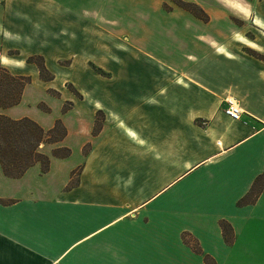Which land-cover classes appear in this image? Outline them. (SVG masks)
<instances>
[{"label":"crops","instance_id":"crops-1","mask_svg":"<svg viewBox=\"0 0 264 264\" xmlns=\"http://www.w3.org/2000/svg\"><path fill=\"white\" fill-rule=\"evenodd\" d=\"M166 1L0 0V61L31 77L0 112L67 130L46 172L0 163V264H264V41L231 20L264 37V0Z\"/></svg>","mask_w":264,"mask_h":264},{"label":"trees","instance_id":"trees-1","mask_svg":"<svg viewBox=\"0 0 264 264\" xmlns=\"http://www.w3.org/2000/svg\"><path fill=\"white\" fill-rule=\"evenodd\" d=\"M178 4L205 21L210 18L204 8L196 2L180 1ZM248 51L264 59V54L252 49H248ZM28 61L38 66L43 79L53 78L42 55H31ZM30 81V76L15 75L0 62V108L18 104L21 101L25 86ZM66 133V127L61 120H57L53 128L46 130L30 117L12 118L0 112V163L5 174L20 177L28 168L38 162L42 164L44 172L48 171L50 156L42 152L40 147L44 143L62 140ZM70 152L69 148L60 147L54 150V155L66 157ZM263 184L264 173L257 178L254 190L256 191ZM226 226L227 224L222 222L224 230Z\"/></svg>","mask_w":264,"mask_h":264},{"label":"rangeland","instance_id":"rangeland-1","mask_svg":"<svg viewBox=\"0 0 264 264\" xmlns=\"http://www.w3.org/2000/svg\"><path fill=\"white\" fill-rule=\"evenodd\" d=\"M180 1H184V2H196L198 5H200V2L199 1H203L205 3H207L208 5H210L211 9L212 10H217L216 12L217 13H221V12H218L219 11V7L222 6L221 4H224V3H229V4H234L235 2H238V1H243V0H168L166 2H164V8L166 10H171L173 9V6L174 5H177L178 7L180 8H184L182 6H180L178 4V2ZM202 7V5H200ZM203 8V7H202ZM186 9V8H184ZM187 10V9H186ZM205 10V9H204ZM189 11V10H188ZM192 13V12H191ZM213 13H215L213 11ZM209 14V13H208ZM196 16V15H195ZM231 20L236 23L237 25H239L242 29V34L244 36H248V38H258L260 41H264V37L262 35L261 32H259L256 28H254L252 26V24L248 21V22H244L243 20L241 19H238L236 17H231ZM245 44V43H244ZM251 46V45H250ZM251 47L249 46H246L245 45V49H250ZM1 62V61H0ZM2 63V62H1ZM3 64V63H2ZM4 65V64H3ZM5 66V65H4ZM8 68V67H7ZM57 84L60 83V80H58L56 82ZM73 89V88H71ZM52 105H53V110H54V113H58L59 111V102H52ZM42 107H45L46 105H44V103L41 105ZM47 107V106H46Z\"/></svg>","mask_w":264,"mask_h":264},{"label":"built area","instance_id":"built-area-1","mask_svg":"<svg viewBox=\"0 0 264 264\" xmlns=\"http://www.w3.org/2000/svg\"><path fill=\"white\" fill-rule=\"evenodd\" d=\"M225 113L235 120H239L242 116L243 109L240 103L236 100H228V104L225 107Z\"/></svg>","mask_w":264,"mask_h":264}]
</instances>
